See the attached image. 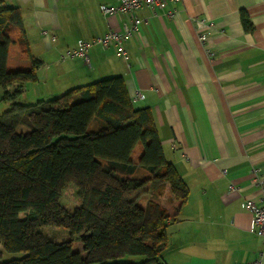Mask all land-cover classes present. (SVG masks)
<instances>
[{"label": "crops", "instance_id": "crops-1", "mask_svg": "<svg viewBox=\"0 0 264 264\" xmlns=\"http://www.w3.org/2000/svg\"><path fill=\"white\" fill-rule=\"evenodd\" d=\"M103 3L120 1L0 0V7L19 8L28 52L41 61L37 80L25 83L23 93L31 91L33 102L123 76L133 106L151 110L164 158L188 186L179 210L167 193L161 200L170 215L161 258L168 264L250 262L264 249V237L249 229L244 205L247 199L264 203V0L143 5L133 11L138 31L122 42L127 58L113 45L93 44L89 63L80 56L61 59L78 40L123 31L131 13L103 15ZM242 10L251 31L243 29ZM196 18L207 26L199 29ZM7 55L9 70L30 67L19 45L11 44Z\"/></svg>", "mask_w": 264, "mask_h": 264}, {"label": "trees", "instance_id": "trees-1", "mask_svg": "<svg viewBox=\"0 0 264 264\" xmlns=\"http://www.w3.org/2000/svg\"><path fill=\"white\" fill-rule=\"evenodd\" d=\"M240 20L252 30L246 11ZM23 31L19 8L0 7V101L9 105L0 112V243L6 252H24L0 264H168L161 254L170 215L161 198L167 192L179 210L188 186L164 158L151 110L133 106L121 75L20 102L41 65ZM11 44L28 54L29 68H7ZM70 186L78 202L72 210L60 203ZM42 226L64 227L70 237L55 242ZM138 254L139 262L119 260Z\"/></svg>", "mask_w": 264, "mask_h": 264}, {"label": "built area", "instance_id": "built-area-1", "mask_svg": "<svg viewBox=\"0 0 264 264\" xmlns=\"http://www.w3.org/2000/svg\"><path fill=\"white\" fill-rule=\"evenodd\" d=\"M120 3L118 5H107L105 3L100 5V12L104 15H112L116 14V12L122 11L130 14V19L128 23L124 27L123 31H116L113 29H108L104 35L92 38L89 40H78L76 46L71 47L63 51L61 54V59H65L68 57L80 56L84 59L86 63H89L88 58V48L93 44H99L102 47L113 45L121 56L127 58V52L124 50L122 46V42L130 35L138 31L139 29V19L134 15L133 11L139 9L141 6L146 5L150 8L159 7L163 8L169 2H177L184 0H119ZM199 29H203L207 26V23L203 19L196 18L194 20ZM199 40L201 42L205 41L207 35L203 32L199 33ZM140 93H137V97H141ZM259 185L264 187V179H260ZM237 188L235 185H230L229 189L234 191ZM245 207L249 210L251 214V220L249 229L255 234L264 237V203H256L253 199H247L244 202ZM258 257L250 262L237 263V264H264V249L258 253Z\"/></svg>", "mask_w": 264, "mask_h": 264}, {"label": "rangeland", "instance_id": "rangeland-1", "mask_svg": "<svg viewBox=\"0 0 264 264\" xmlns=\"http://www.w3.org/2000/svg\"><path fill=\"white\" fill-rule=\"evenodd\" d=\"M10 62L13 61V57H14V47L12 46L10 48ZM10 66V65H9ZM8 68V67H7ZM11 68V67H10ZM2 90L0 89V96L2 94L1 92ZM32 92L29 91L28 93H23L20 97L19 100L20 102H32L30 100H32L33 96H32ZM40 98H48V97H40ZM8 103L7 102H2L0 101V112H2L3 110H5L8 107ZM93 125L89 126V129H93ZM141 145L138 143L135 145L134 147V151L132 153V159L135 160L137 159V156L141 153ZM136 173L138 175H146V172H144L142 169L138 168ZM167 193V192H165ZM165 198V196L163 198H161V200H163ZM148 199V195H146L145 193L141 194L140 199H139V204L140 205H144L146 200ZM60 203L67 208L68 210H72L73 208H75V206L78 204L76 198H75V191L73 187H67L61 195V199H60ZM26 213L25 212H20V216H24ZM40 232L46 236L49 239H52L55 242H61L64 240H67L70 235L69 232L66 228L64 227H57V226H42L39 228ZM75 249H80L81 248V244L80 243H75L74 244ZM0 252H1V257L0 260L1 261H5V260H10L12 258H19L22 257L24 255V252H6L3 249L2 243H0ZM144 259L143 255H126L125 257L119 258L120 261H132V262H139L141 260Z\"/></svg>", "mask_w": 264, "mask_h": 264}]
</instances>
